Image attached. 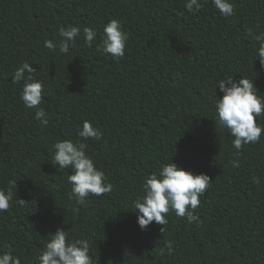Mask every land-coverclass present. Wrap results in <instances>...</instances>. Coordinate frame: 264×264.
Here are the masks:
<instances>
[{
	"label": "trees",
	"instance_id": "obj_1",
	"mask_svg": "<svg viewBox=\"0 0 264 264\" xmlns=\"http://www.w3.org/2000/svg\"><path fill=\"white\" fill-rule=\"evenodd\" d=\"M232 2L234 15L224 17L211 0L195 14L185 0H0V188L14 193L0 212V252L39 264L59 227L89 240L94 264H264V133L234 168L231 137L212 120L216 81L225 76L254 79L264 96L255 39L264 33V0ZM111 19L129 37L119 60L96 51ZM69 24L94 28L93 46L81 36L68 54L44 47ZM22 62L43 82L45 128L23 106L22 83L12 82ZM85 120L103 133L86 152L113 189L80 205L68 198L71 169L50 161L57 140L81 139ZM171 161L212 181L199 197L200 219L169 212L166 225L141 229L134 201L145 178ZM169 240L173 255H161Z\"/></svg>",
	"mask_w": 264,
	"mask_h": 264
},
{
	"label": "clouds",
	"instance_id": "obj_2",
	"mask_svg": "<svg viewBox=\"0 0 264 264\" xmlns=\"http://www.w3.org/2000/svg\"><path fill=\"white\" fill-rule=\"evenodd\" d=\"M208 0H185L184 7L189 13L199 12ZM221 16L234 15L232 0H211ZM83 37L87 47L91 48L97 39V32L90 26L83 29L79 25L69 24L59 29V41L45 39L44 47L52 52L68 54L70 48L77 46V39ZM128 34L122 28L119 20L111 19L105 24L101 42L96 45V51L119 60L125 56ZM258 44L256 58L264 65V33L255 37ZM36 69L28 62H22L12 75L14 84H21L20 99L27 110H35L34 116L40 126L49 125L50 116L43 103V82L35 78ZM217 88L223 93L217 98ZM215 114L213 121L215 128L226 132L231 137V144L236 150V159L231 161L232 167H240L239 156L242 149L250 143L260 141L264 126L258 120L264 118V96L257 94L254 79L242 76L238 81L233 76H225L216 81L214 88ZM102 131L94 127L90 121H83L78 127L77 136L80 140L60 139L53 144L54 154L51 163L58 171L71 169L67 181L71 185L68 192L69 200H75L80 205L86 204L89 195L102 196L110 193L113 185L108 181L105 173L96 167L94 160L87 154L88 140H100ZM211 180L207 174H196L185 170L174 162L162 164L157 172L149 174L142 185L143 195L134 201V208L138 210L137 223L141 229L153 222L159 225L168 223L167 215L175 212L177 217H184L189 223L198 222L200 217L195 210L200 206L199 197L210 186ZM252 182L259 185L261 178L253 177ZM13 191L0 188V212L8 210L13 203ZM23 206L26 201L15 200ZM163 227L161 228V232ZM174 241H166L160 254L173 255ZM39 264H94L90 255L88 239H72L68 232L57 228L50 233L48 240L37 257ZM0 264H21L19 256L13 255L11 248L0 252Z\"/></svg>",
	"mask_w": 264,
	"mask_h": 264
}]
</instances>
